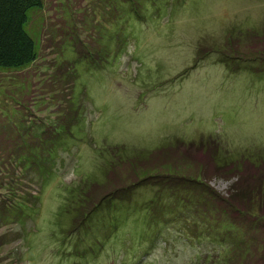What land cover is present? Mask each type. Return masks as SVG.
<instances>
[{
  "label": "rangeland",
  "instance_id": "rangeland-1",
  "mask_svg": "<svg viewBox=\"0 0 264 264\" xmlns=\"http://www.w3.org/2000/svg\"><path fill=\"white\" fill-rule=\"evenodd\" d=\"M137 1L136 15L127 0H46L30 28L42 55L30 70L0 68V132L12 151L24 148L0 165V211L17 212L0 218V264H229L253 255L237 245L239 227L204 218L193 196L204 188L189 179L169 178V189L132 183L128 197L85 217L118 186L124 162L162 147L209 162L197 164L223 195L229 182L209 167L264 163V60L238 59L264 40V0ZM65 106L78 118L58 134L52 123Z\"/></svg>",
  "mask_w": 264,
  "mask_h": 264
},
{
  "label": "trees",
  "instance_id": "trees-1",
  "mask_svg": "<svg viewBox=\"0 0 264 264\" xmlns=\"http://www.w3.org/2000/svg\"><path fill=\"white\" fill-rule=\"evenodd\" d=\"M127 1H130V10H132V13L137 15V9L139 8L137 4L139 1ZM45 5L46 0H0V68L4 70H15L16 72L25 71L27 69L30 70L32 65L35 64L42 55V49L44 47L42 40H40V45L38 47L35 37L31 34L30 28L32 27L35 17L40 15L41 11L45 9ZM41 27L44 28V25L42 24ZM251 49H254V52L251 50L252 53L250 52L251 54L249 57H238V59L260 58L264 60V40H257ZM241 52L237 56H241ZM93 56L100 59L103 57L101 54H98L96 50L89 53V59H94ZM61 72V70H58L52 73L56 84L63 83L59 77ZM27 78H29V76L23 78V81L31 85L32 78L31 80ZM60 93L56 96L62 95V90ZM26 97L29 96L27 95ZM61 99L63 100L62 96ZM58 101L59 102H56L59 105L61 101L60 99ZM59 111L56 121L52 123V127H58V124L60 127H63L60 129L57 127L54 128L55 132L58 134L70 130V127L78 118V111L73 110L70 106H65L63 110ZM43 132H47L51 138L54 134L46 130L41 131V133ZM28 145L30 146L31 144L28 143ZM38 145L39 143H35V146ZM15 146V142L9 137L7 129L1 131L0 154H2V156L0 155V165L2 169H7L4 164L10 165V156H22L24 154V148H21V146L12 151ZM47 148H49V144H47ZM151 154L152 156L148 160L140 162L131 160L124 162L122 168L120 167L119 171L115 172L116 179L118 178L120 181L118 186L101 194L100 199L91 205L92 207L86 212L85 217L90 219V217L94 216L104 207H108L110 203L116 202L122 197H128L129 192L133 190L128 189L132 183L136 186L156 183L160 187L163 186L169 189L167 185L169 184L170 186L172 184V182H169V178L172 177L188 182L194 181V183L201 188H204L202 191L197 188L196 192L198 191L199 194L193 195L199 198V200H203L206 209L204 212L207 213L205 215L203 212L204 218L208 217L214 224H220L222 231L225 227H227L228 230L234 231L236 227H239L242 231L241 233L236 232V234H240V241L237 245L239 248L245 247L253 251V255L250 258L242 262L234 260L229 264H264V163L259 165V168L258 165L256 166L253 163H245L242 164V166H233L232 164L229 166L213 165V168L209 167V169H212L215 176L225 177L229 182L225 195H223L209 188L208 183L210 182V178L205 176L207 170L204 168V173L201 172L202 167L197 164H206L209 162H199V160L196 159L191 160L182 156L183 154L180 152H172L166 150L165 147ZM196 155L197 154H195V156ZM210 159L212 161V158ZM253 167L254 170H252ZM162 175H167V178L165 177L157 180V178ZM1 180H3V177ZM187 186V182H182L179 185V189L184 190ZM175 190L176 189H174V191ZM177 192H179V190H177ZM254 202H257V212L250 208ZM212 204H214L215 207H213ZM9 206H7L8 209H5L7 212L0 211V218H3L5 222L15 221L14 215L17 212L12 213V208L10 209ZM1 207L2 206H0V208ZM95 211L97 212L95 213ZM82 223H84L83 218L82 222L78 224L79 226L76 227H80ZM118 223L119 222L116 221L113 224L114 228L118 226ZM138 230L140 231V228H138ZM242 235L245 238L244 241L249 243L248 245L242 244ZM152 240H154V237Z\"/></svg>",
  "mask_w": 264,
  "mask_h": 264
}]
</instances>
